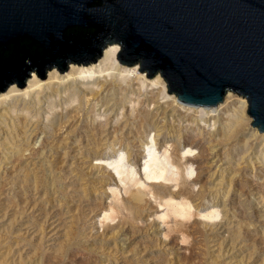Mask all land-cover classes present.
<instances>
[{"label":"rangeland","instance_id":"obj_1","mask_svg":"<svg viewBox=\"0 0 264 264\" xmlns=\"http://www.w3.org/2000/svg\"><path fill=\"white\" fill-rule=\"evenodd\" d=\"M115 47L103 76L34 74L0 105V264H264L248 101L182 105L160 75L121 72Z\"/></svg>","mask_w":264,"mask_h":264},{"label":"water","instance_id":"obj_2","mask_svg":"<svg viewBox=\"0 0 264 264\" xmlns=\"http://www.w3.org/2000/svg\"><path fill=\"white\" fill-rule=\"evenodd\" d=\"M113 45L183 105L245 98L264 134V0H0V94L97 63Z\"/></svg>","mask_w":264,"mask_h":264},{"label":"bare ground","instance_id":"obj_3","mask_svg":"<svg viewBox=\"0 0 264 264\" xmlns=\"http://www.w3.org/2000/svg\"><path fill=\"white\" fill-rule=\"evenodd\" d=\"M113 46H117V45H113ZM111 47V46H109ZM107 47L104 52H103V56L102 58L94 64H90L88 66H77V65H71L70 66V71L67 75H65L66 77V81H70L72 83H76L80 80H85V79H95V78H99L101 76H103V74H105V72H107L108 70L110 71V65L111 63L114 61V56L118 50V48L115 47L114 48H109ZM109 48V49H108ZM124 70H122L121 72L124 71H130L131 69H127L129 67L124 66ZM134 67H138L139 66H134ZM131 68V67H130ZM133 68V67H132ZM115 70V69H113ZM51 72V71H50ZM133 72H137V69H134ZM140 72V71H139ZM109 73V72H108ZM141 73V72H140ZM49 74V73H48ZM118 74V73H117ZM129 74V73H128ZM136 74V73H135ZM134 74V75H135ZM143 74V73H141ZM146 75V74H145ZM48 77V76H47ZM157 77V76H156ZM155 79H149L146 84H148L149 86H155L157 83L161 82V79L158 75V77ZM63 80H65L63 77H61ZM61 78L59 77L58 73L55 72L53 70V72H51L49 74V79H48V83L49 85H55L56 83H58ZM121 78V77H120ZM31 79V80H30ZM27 82V88L25 91H20L18 90L15 86H11L7 92H5V94L3 93L2 95L0 94V105H3L5 103V101L7 100H13L16 97H19L22 94L25 95H31V93H34L38 88H40V86H42V83L34 76V74L32 75V77L30 78ZM45 84V83H44ZM77 84V83H76ZM163 86L165 87V84L162 83ZM58 85V84H57ZM55 85V86H57ZM70 85V84H69ZM72 85V84H71ZM75 85V84H74ZM82 86V85H81ZM71 87V86H70ZM80 87V86H79ZM85 87V86H84ZM83 88V87H82ZM22 90V89H21ZM230 93V92H229ZM227 96V95H226ZM229 98V96H228ZM176 100V99H175ZM228 100V99H227ZM237 101V100H236ZM227 104V101H225ZM235 102V101H234ZM183 105V104H182ZM235 105V104H234ZM191 107V106H189ZM218 107V106H217ZM187 108V107H186ZM209 109V108H208ZM211 112H215L214 110H208L206 113L209 114ZM211 116V115H210Z\"/></svg>","mask_w":264,"mask_h":264}]
</instances>
